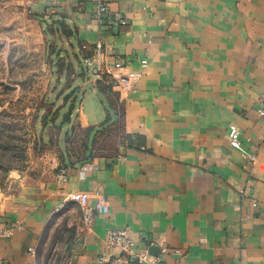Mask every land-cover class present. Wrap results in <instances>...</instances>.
I'll use <instances>...</instances> for the list:
<instances>
[{"label":"crops","instance_id":"0c3cea01","mask_svg":"<svg viewBox=\"0 0 264 264\" xmlns=\"http://www.w3.org/2000/svg\"><path fill=\"white\" fill-rule=\"evenodd\" d=\"M102 2L125 22L99 19ZM45 40L43 100L62 107L45 123L56 133L43 134L49 180L3 204L0 264H35L29 248L74 208L77 264H264V0H0V106L40 105ZM89 55L144 74L112 87L90 74ZM232 123L253 163L231 146ZM75 191L103 196L109 211L86 226ZM116 226L151 260L107 247Z\"/></svg>","mask_w":264,"mask_h":264},{"label":"rangeland","instance_id":"374dc122","mask_svg":"<svg viewBox=\"0 0 264 264\" xmlns=\"http://www.w3.org/2000/svg\"><path fill=\"white\" fill-rule=\"evenodd\" d=\"M46 44L45 40L40 47V105L27 104L26 97L20 100L22 105L0 106V210L5 201L10 207H18L21 202H15L16 197L41 190L42 184L49 180L48 163L51 159L43 134L56 133V129L50 127L52 125L45 123L62 107L43 100L51 63V57L45 54ZM12 94L13 91H8L9 97ZM33 149L41 156L38 168L31 164L36 160ZM78 219L79 210L76 208L55 213L39 243L35 264H77L73 245L82 234Z\"/></svg>","mask_w":264,"mask_h":264},{"label":"built area","instance_id":"2783aa9c","mask_svg":"<svg viewBox=\"0 0 264 264\" xmlns=\"http://www.w3.org/2000/svg\"><path fill=\"white\" fill-rule=\"evenodd\" d=\"M97 17L99 19H104L108 23H124V19L119 14H114L110 11L109 3L102 2L99 5V9L97 12ZM84 49L89 48L87 45H83ZM94 52H101L103 50V46L101 43L96 44L94 47ZM85 66L89 70L90 74L96 78L97 80L104 81L108 85L112 87L118 86L127 89H133L136 83L141 79L144 74L143 70L129 71V72H109L106 69H103L101 63H97L95 60V55H89L85 57ZM118 66L121 64L118 62ZM141 67L144 69L147 67V61L142 60ZM261 115L264 116V108L260 110ZM229 142L232 147L241 151V153L252 163L256 160L257 154L253 152H249L243 148V144L241 141V131L239 127L232 123L229 125L228 130ZM59 180H66V173L64 171L59 172ZM70 198L72 201L77 202L81 205L83 210V220L86 226H90L93 220V214L95 212L107 213L109 211V206L107 204L106 199L103 196H99L94 201H91L90 194L85 191H75L70 194ZM135 241L130 236L129 227H113L108 230L107 233V241L106 245L109 248H118L129 257L135 258L139 263L146 262L151 260V256L149 255L148 250L137 251L135 249ZM154 244V242H152ZM161 253L165 254L168 252V247L165 244L160 245ZM29 252L32 254L36 253V249L34 247L29 248ZM101 259H105V255H101ZM161 262V264H165L161 260V258H157L156 262ZM124 263L128 264V258L123 260Z\"/></svg>","mask_w":264,"mask_h":264}]
</instances>
